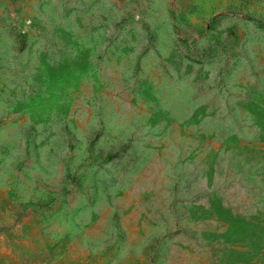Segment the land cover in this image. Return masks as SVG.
<instances>
[{"label": "rangeland", "instance_id": "rangeland-1", "mask_svg": "<svg viewBox=\"0 0 264 264\" xmlns=\"http://www.w3.org/2000/svg\"><path fill=\"white\" fill-rule=\"evenodd\" d=\"M0 264H264V0H0Z\"/></svg>", "mask_w": 264, "mask_h": 264}]
</instances>
